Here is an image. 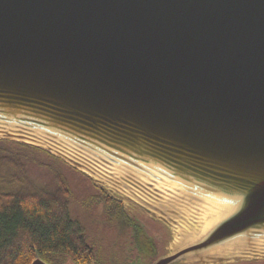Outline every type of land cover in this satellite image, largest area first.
Wrapping results in <instances>:
<instances>
[{
  "label": "water",
  "instance_id": "1",
  "mask_svg": "<svg viewBox=\"0 0 264 264\" xmlns=\"http://www.w3.org/2000/svg\"><path fill=\"white\" fill-rule=\"evenodd\" d=\"M0 140L162 224L153 264L264 260V0H0Z\"/></svg>",
  "mask_w": 264,
  "mask_h": 264
},
{
  "label": "trees",
  "instance_id": "2",
  "mask_svg": "<svg viewBox=\"0 0 264 264\" xmlns=\"http://www.w3.org/2000/svg\"><path fill=\"white\" fill-rule=\"evenodd\" d=\"M19 149L35 152L33 159L27 157L51 173L53 185L35 184L26 166L21 169L22 177L8 178L0 172V264H31L36 255L50 264H64L61 254L73 249L74 221L69 212L73 193L63 172L71 166L39 148L0 140V156L6 152L17 155ZM107 213L113 221L127 219L116 200L107 204Z\"/></svg>",
  "mask_w": 264,
  "mask_h": 264
},
{
  "label": "flooded vegetation",
  "instance_id": "3",
  "mask_svg": "<svg viewBox=\"0 0 264 264\" xmlns=\"http://www.w3.org/2000/svg\"><path fill=\"white\" fill-rule=\"evenodd\" d=\"M83 179L87 183L86 177ZM91 185L97 193L95 192V194L90 195L85 199L102 203L104 205V211L108 215L107 204L111 203L114 199L107 198V196H105L107 194L102 189L94 186L93 183ZM71 200L72 198H70L69 212L74 221V223L71 224L73 249L66 250L64 254H61V257L64 256L66 259L64 264H153L155 260L153 261L151 257L157 253V243L154 239L161 238L163 235L161 236L162 232L159 234L158 229L152 230L146 226L142 216L135 213H129L130 211L127 210L128 207H125L124 210L127 212V219L119 221L112 220L113 222H119L118 224L120 226L127 229L126 236L128 243L126 244L130 246L129 254L126 253L117 257L116 255L109 253V248L107 246V243L109 242L107 237V226L103 227L101 224L92 222V220L87 222L83 215H74ZM95 209H97V207L94 206L92 208H86V214H90L91 212V216L96 218V215H94ZM86 214L84 215L87 217ZM120 233L124 234V230ZM152 234H155V238ZM168 241L169 239L167 242Z\"/></svg>",
  "mask_w": 264,
  "mask_h": 264
},
{
  "label": "rangeland",
  "instance_id": "4",
  "mask_svg": "<svg viewBox=\"0 0 264 264\" xmlns=\"http://www.w3.org/2000/svg\"><path fill=\"white\" fill-rule=\"evenodd\" d=\"M27 155H29L33 159V156L31 155H35V152L28 151L26 149H19L17 155L7 152L2 154L0 156V172L8 178L12 176L22 177L21 169L24 168V166H26L27 175L29 176L31 181H33L38 186L40 185L43 187H52L53 179L52 176L50 175L51 173L46 168L42 166H38L36 163L30 162L31 160L27 157ZM71 168L64 167L63 172L65 174V178L67 179L68 183L71 185V190L73 193V196H71L72 198L71 206L73 208V214L76 216L83 215L84 219L87 222H90L92 220V222L101 224L103 227L107 226L108 228L107 237L109 241L107 243V246L109 248L110 254H114L117 257H119L122 254H126V253L129 254L130 246L126 244L128 243V239L126 236L127 229L120 226L118 224L119 222H113L111 220V218L105 213L103 208L104 205L102 203H97L89 199H85L88 196L95 194L96 192V190H94L91 185L93 181L89 177L82 174L79 170L73 168L72 166ZM83 176L86 177L87 183L84 181ZM94 186L96 185L94 184ZM109 197L120 202L118 199H115L111 196ZM120 203L125 208V205L122 202ZM93 206L97 207V209L94 210L95 212L94 215H96V218L91 216V212L90 214L89 213L86 214L87 213L86 208H92ZM127 207H128L127 210L130 211V212L128 211L129 213H135L142 216L146 226H148L152 230L158 229L159 234L162 232L161 236L163 235L164 238L161 237L158 239H154L156 240L157 243V253L156 255L152 256L151 259L153 261L156 260L159 256H161L166 252L168 246L167 240L170 239V232L159 222L150 219L145 213L139 211L138 209L130 205ZM84 214H86L87 217ZM122 230H124V234L120 233ZM154 235L155 234H152V236L155 238ZM238 264H264V260L258 262H243Z\"/></svg>",
  "mask_w": 264,
  "mask_h": 264
}]
</instances>
